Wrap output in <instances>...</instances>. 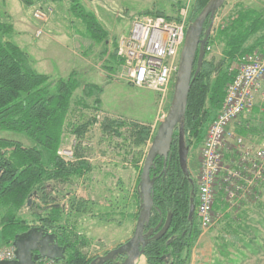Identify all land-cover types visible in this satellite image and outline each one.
Returning <instances> with one entry per match:
<instances>
[{
	"label": "rangeland",
	"instance_id": "1",
	"mask_svg": "<svg viewBox=\"0 0 264 264\" xmlns=\"http://www.w3.org/2000/svg\"><path fill=\"white\" fill-rule=\"evenodd\" d=\"M199 1L27 0L29 3L25 4L23 0H0V23H4L6 31H9L0 34L1 41L16 44L31 60H37L39 67L36 69L42 74L67 78L76 73L81 83L64 127V144L59 149V155L65 162H71L78 160L76 156L79 153L80 159L92 166V172H86L72 184H50L48 189L50 191L52 186L58 188L51 194L56 197V203L65 209V217L61 216L59 223H67V232L72 236L68 235L73 243H79V252L87 261L80 264H91L96 257H103L124 244L121 241L125 236L126 239L133 236L140 213L137 189L144 162L159 126L169 112L174 94V82L163 97L148 88L131 86L118 76V67L115 71L110 70V55L117 56L118 40L130 33L136 17L153 12L178 19L184 13L183 19L189 26L197 14ZM40 9L46 15L45 20L37 17ZM243 9L264 15V0H226L216 14L212 50L207 56V61L216 66L209 79L211 86L225 72L235 75L241 57L248 54L227 60L224 57L225 42L216 39L218 27ZM39 31L43 33L38 35ZM263 35L264 31H261L254 36L248 47L254 46ZM255 51L264 55V45L252 52ZM209 97L197 118V123L201 121L198 128L184 122L185 140L190 149L188 167L190 178L197 185L196 195L201 167L200 150L213 120L220 112L215 100L211 101ZM87 121L91 124L89 128L82 129V135L72 132ZM109 121L119 123L111 127V133L105 128ZM133 126L135 130L147 127L150 131L144 144L133 145ZM188 128L191 130L186 135L185 129ZM198 131L204 139L196 147L201 134H194ZM176 134L178 138V131ZM238 151L237 142L232 141L225 146L223 155L226 173L242 174L243 179L231 177L238 188L239 202L229 212L225 209V204L229 202L222 193L219 194L215 206L221 203L222 209H215L214 225L207 231L198 226L196 239L191 245L187 242L189 237L184 239L180 261L167 260L163 264H264V212L259 214L256 209L259 204L264 206V185L257 190L249 187L250 175L244 170ZM68 193L72 195L71 199L66 198ZM35 194L28 199V208L20 212L29 224L42 219L47 207ZM73 198L80 202L74 203L75 207L71 208ZM29 201L31 206H28ZM86 202L84 208L78 206ZM38 210L42 216L34 218L32 213H38ZM242 215L248 220L239 229V221H232V218ZM87 227L89 233L86 232ZM70 254L71 251L66 259Z\"/></svg>",
	"mask_w": 264,
	"mask_h": 264
},
{
	"label": "trees",
	"instance_id": "2",
	"mask_svg": "<svg viewBox=\"0 0 264 264\" xmlns=\"http://www.w3.org/2000/svg\"><path fill=\"white\" fill-rule=\"evenodd\" d=\"M23 1L25 4L29 3L27 0ZM200 1L197 14L190 23L200 15L210 0ZM145 15L163 16L168 20L176 19L162 13L150 12ZM3 24L0 23V34L9 32ZM209 26L208 20L205 28ZM261 31H264V15L258 11L243 9L218 27L216 39L225 42V59L235 60L264 45V35L254 46L247 45ZM212 35L206 49L212 45ZM208 54L207 52L199 75L192 82L184 117V122L186 124L189 122L193 128H198L201 123V121L197 123V118L209 95V99L215 100V105L221 109L225 88L227 89L234 77L225 72L223 76L217 77L212 86L209 85L211 84L209 79L216 71V66L207 61ZM119 65L120 61L116 54L110 55V70L115 71ZM76 75L73 73L67 78H55L42 74L34 68L33 61L19 46L12 42H2L0 39V248L11 246L15 236L27 232L34 224L41 223L56 234L59 244L66 246L68 253L71 251L68 258L63 261L64 264L87 262L79 252V243H73L69 236L72 234L67 232V223H59L61 216L65 217V209L56 203V197L51 194L57 187L52 186L48 191L50 184H72L86 172H92V166L81 160L79 153L76 156L78 160L71 162H65L59 155V149L64 144V127L74 104L76 91L81 87ZM90 88L95 90V87ZM89 121L76 127L72 132L82 135L83 130L89 128L91 124ZM117 124L119 123L116 121H109L105 128L111 133V127ZM135 128L138 129L137 126ZM133 130L134 133L131 135L133 145L139 146L148 140L150 131L147 127L135 130L133 126ZM185 130L188 135L191 128ZM197 133L194 135H201L196 147L200 146L204 139L201 132ZM2 134H6L7 137H3ZM171 155L170 169H167L169 163L164 166L163 159L156 161V170L153 172L157 178L154 186V209L148 228L157 227L161 221L165 223L168 214L173 215L172 224L163 238L151 240L144 249L143 256L146 257L147 264H163L167 260L175 263L180 261L181 248L185 246L184 239L189 237L187 242L191 245L198 233L196 214L193 221H189L191 200L197 199V185L190 175L185 176L180 169L176 133ZM35 193L39 201L47 204V207L43 211L42 219L29 224L20 216V212L23 208H28L27 201ZM71 197L69 193L66 195L67 199ZM79 202L80 200L73 198L71 208L74 203ZM86 204L87 202L78 206L84 208ZM260 206L262 204L258 205ZM215 209L221 210L222 204L215 206ZM225 209L232 212L234 208L225 204ZM32 215L34 218L42 216L39 210ZM247 220L248 217L245 215L232 218V221H239V229L243 228L242 223L245 224Z\"/></svg>",
	"mask_w": 264,
	"mask_h": 264
},
{
	"label": "built area",
	"instance_id": "3",
	"mask_svg": "<svg viewBox=\"0 0 264 264\" xmlns=\"http://www.w3.org/2000/svg\"><path fill=\"white\" fill-rule=\"evenodd\" d=\"M38 10L37 17L45 20L46 15ZM40 11V12H39ZM182 17L168 20L163 16L143 15L132 21L128 35L119 38L116 46L120 61L118 76L135 88H148L165 96L175 82L179 59L184 47L188 25ZM39 31L37 34L41 35ZM212 47H207L210 53ZM264 55L259 51L245 54L239 61L232 82L228 85L218 116L210 126L200 150L201 167L198 179L196 215L199 227L209 230L215 223V203L219 194H223L231 207L239 202L234 178L242 174L226 173L225 146L237 142L238 158L250 175V188L264 185V145L261 148L247 146L230 126L241 116L251 112L255 106L256 94L262 91L264 97ZM247 193V188H246ZM16 260L12 246L0 248V263ZM40 264H62L52 260H43Z\"/></svg>",
	"mask_w": 264,
	"mask_h": 264
},
{
	"label": "water",
	"instance_id": "4",
	"mask_svg": "<svg viewBox=\"0 0 264 264\" xmlns=\"http://www.w3.org/2000/svg\"><path fill=\"white\" fill-rule=\"evenodd\" d=\"M225 3L226 0H210L188 27L169 112L152 141L140 177L137 189L140 213L133 236L125 244L110 251L106 256L99 257L91 264H108L120 256H125L122 264H137L150 241L163 238L170 229L172 214H168L165 223L161 221L157 227L145 234V230L150 226L154 209V186L157 178L153 176V172L156 170L157 159H163L165 167L169 163L168 169H170L172 144L174 135L178 131L179 166L185 176L189 177L190 175L188 167L190 149L185 140L184 117L192 82L199 75L203 66L206 46L212 33L216 14ZM208 20L210 26L206 29L205 24ZM164 173L167 174L166 171ZM28 206H31V201L28 202ZM195 209L194 199H192L189 221H193ZM12 244L15 248L16 260L0 264H38L42 259L64 261L68 249L66 246H61L56 234L50 233L45 226L31 228L29 231L15 236Z\"/></svg>",
	"mask_w": 264,
	"mask_h": 264
},
{
	"label": "crops",
	"instance_id": "5",
	"mask_svg": "<svg viewBox=\"0 0 264 264\" xmlns=\"http://www.w3.org/2000/svg\"><path fill=\"white\" fill-rule=\"evenodd\" d=\"M32 61H33V66L35 69L39 67L38 65L39 62H37V60H32ZM49 71H50V67H49ZM51 72L52 71H50V73ZM45 74H49V73H45ZM50 75L52 76L53 74H50ZM230 130L233 131L235 135H237L239 138H242L243 141H245L244 144L247 146H254L256 148H260L264 145V97L262 96L261 90H259L256 94L255 106L251 114L249 113V115L247 114L246 116L245 115L241 116L235 123H233L230 126ZM256 209H257V213L260 212L259 214H262V212H264V206H260ZM118 227L120 228L121 225ZM89 231L90 229L87 227L86 232L89 233ZM49 232L53 233L51 230H49ZM116 232L118 231H115V233ZM128 240L129 239L128 238L126 239V236H125V238L121 241V243H125ZM11 246L13 247V244H11ZM67 253H68V249L66 252V256H67ZM238 255L240 254H237V256ZM43 260H48V259H42L38 262V264H40L41 261ZM142 260H144V264H147L145 256H142L137 264H141ZM56 262L63 263V261H56Z\"/></svg>",
	"mask_w": 264,
	"mask_h": 264
},
{
	"label": "flooded vegetation",
	"instance_id": "6",
	"mask_svg": "<svg viewBox=\"0 0 264 264\" xmlns=\"http://www.w3.org/2000/svg\"><path fill=\"white\" fill-rule=\"evenodd\" d=\"M171 160H172V159H171ZM167 169H168V168H167ZM194 201H195V203H196L197 199H196V200L194 199ZM41 226H43V225H41V223H37V224H34L32 228L41 227ZM29 230H30V229H29ZM150 230H151V228H147V229L145 230V234L149 233ZM155 233H156V232H155ZM126 242H127V241H126ZM126 242H125V243H126ZM125 243H124V244H125ZM122 245H123V244H122ZM122 245H120V246H122ZM120 246H118V247H120ZM118 247H116V248H114V249H117ZM112 250H113V249H112ZM112 250H111V251H112ZM108 253H109V252H108ZM108 253L104 254L103 257L106 256ZM98 258H99V257H96L95 260L98 259ZM95 260H94V261H95ZM124 260H125V256H120V257L116 258L115 260L111 261V263H108V264H122V263L124 262Z\"/></svg>",
	"mask_w": 264,
	"mask_h": 264
}]
</instances>
